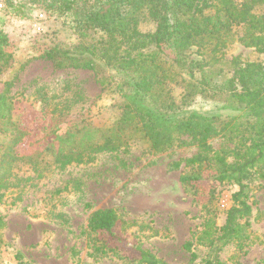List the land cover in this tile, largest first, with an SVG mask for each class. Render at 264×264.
<instances>
[{"label": "trees", "instance_id": "1", "mask_svg": "<svg viewBox=\"0 0 264 264\" xmlns=\"http://www.w3.org/2000/svg\"><path fill=\"white\" fill-rule=\"evenodd\" d=\"M29 2L55 21L37 39L44 47L40 57L55 69L91 71L101 91L116 100L100 121L90 113L68 124L55 118L39 139L49 142L23 152L30 133L11 88L24 63L10 49L0 17V201L22 166L64 167L135 143L164 152L187 135L199 149L185 159L180 175L187 192L198 194L208 171L215 181L239 186L223 225L210 208L214 191L204 202L203 229L195 233L212 251L204 264H218V251L228 243L243 249L250 223L240 221L256 203L250 201L248 180H264V0H6V5L23 17ZM236 42L253 48L254 55L229 56ZM194 48L200 60L192 57ZM217 131L234 143L230 151L213 150L209 138ZM119 221L114 208L97 209L89 232L115 237ZM92 248L108 252L96 236ZM133 250L136 256L127 264H168L148 249ZM16 259L25 264L21 252Z\"/></svg>", "mask_w": 264, "mask_h": 264}, {"label": "rangeland", "instance_id": "2", "mask_svg": "<svg viewBox=\"0 0 264 264\" xmlns=\"http://www.w3.org/2000/svg\"><path fill=\"white\" fill-rule=\"evenodd\" d=\"M3 1L0 17L8 29L10 49L24 63L11 88L22 123L30 133L23 144L28 148L21 150L29 152L46 145L50 139H39L55 118L68 124L90 113L100 121L116 99L101 91L94 74L82 69H55L40 57L44 47L36 45L37 39L50 31L54 18L31 2L22 17ZM37 24H42L43 29L39 31ZM253 50L236 42L229 56L252 57ZM166 51L172 54L169 47ZM192 57L200 60L196 48ZM261 57L264 60V54ZM100 106L104 109L100 110ZM209 142L215 151L234 147L218 131ZM198 150L186 135L164 152L149 151L135 143L64 167L22 166L2 190L0 262L18 264L16 253L21 252L25 264H127L128 258L136 256L133 247L140 246L168 264H204L212 251L199 244L195 234L203 229L207 215L204 202L214 191L210 208L216 211L218 225H223L232 194L239 186L215 181L208 171L198 194L187 192L180 175L186 169L185 159ZM248 182L252 188L250 201L255 199L256 203L251 214L240 222L249 221L251 238L243 249L236 242L225 245L218 251V264H264V180L252 178ZM101 208H114L120 221L115 237L104 232L94 234L108 249L106 253H95L88 222L91 214ZM188 243H192L191 248L186 247ZM193 252L195 258L191 256Z\"/></svg>", "mask_w": 264, "mask_h": 264}, {"label": "built area", "instance_id": "3", "mask_svg": "<svg viewBox=\"0 0 264 264\" xmlns=\"http://www.w3.org/2000/svg\"><path fill=\"white\" fill-rule=\"evenodd\" d=\"M3 7H4V1L0 0V8H3ZM40 16L43 17V14H40ZM36 26H37L39 31L43 29L42 24H37Z\"/></svg>", "mask_w": 264, "mask_h": 264}]
</instances>
